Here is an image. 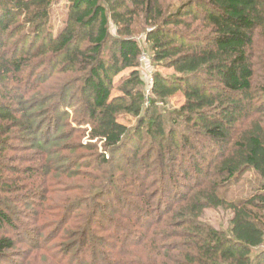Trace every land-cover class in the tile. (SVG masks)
I'll return each instance as SVG.
<instances>
[{
	"label": "trees",
	"instance_id": "16d2710c",
	"mask_svg": "<svg viewBox=\"0 0 264 264\" xmlns=\"http://www.w3.org/2000/svg\"><path fill=\"white\" fill-rule=\"evenodd\" d=\"M171 1L0 0V264L19 246L48 264H264V0ZM138 27L172 71L148 86ZM248 172L250 194L219 196ZM219 209L226 230L203 221Z\"/></svg>",
	"mask_w": 264,
	"mask_h": 264
},
{
	"label": "rangeland",
	"instance_id": "374dc122",
	"mask_svg": "<svg viewBox=\"0 0 264 264\" xmlns=\"http://www.w3.org/2000/svg\"><path fill=\"white\" fill-rule=\"evenodd\" d=\"M175 2V0L171 1V3L173 4ZM167 3H170V1H167ZM65 10L63 8V4H59L58 6H56L54 8V15H53V24L54 26L57 28L59 25L62 24V20L65 18ZM140 30V27H138L136 29L137 33H136V39L137 41L140 43L143 54L139 60V74L140 77L143 79L144 83L146 86L149 85V79L151 78V74L153 71H157L160 72L162 75H170L172 73L171 70H167V69H163L162 67L156 66L154 64H152V62L149 60V52L147 50V46L144 43V36L142 35V33H138V31ZM112 33L114 34V31L112 29ZM257 49L261 50L262 47H264V39H259L257 41ZM257 68H260V66H257ZM128 73V71L120 74L119 76H117L114 80V86L117 87L118 84L120 83V80L123 76H126ZM147 89V87L145 88V90ZM45 93L44 92V86H42L41 91H39V93H37L36 98L39 99V97L42 95L41 93ZM147 93V92H146ZM119 95L118 91L113 90L111 93V96H117ZM147 95V94H146ZM183 103V98L180 94L174 95L173 97H171L170 99H168V104L166 106V108H168L169 110H172L173 108H179ZM67 110V109H65ZM69 111V110H68ZM63 112V111H62ZM175 115L173 114L171 116V118H174ZM170 118V119H171ZM72 117H69V119H67L66 121V125L67 128H70V125L72 128L75 127V124H73L72 122ZM167 119V124H171V121H169L168 118ZM118 123L126 126V127H131L134 124V119L129 117V116H122L118 118ZM185 126H182V129H184ZM81 129H85L87 130V127H81ZM75 137L81 141L80 144L81 145H86V143H88L87 141V136L83 137L82 133H76ZM96 141H93L92 143H95ZM97 150L98 152L101 151L100 148V143L97 144ZM90 152H92V150H79L77 151V155H79V153H83L88 159L91 160L92 156L90 155ZM89 160V162H90ZM27 164H23V166H26ZM93 167V166H92ZM91 167V168H92ZM91 168H89L88 171L92 170ZM25 174L20 173L19 176L21 178L25 177ZM82 178L78 179L77 181H73L71 180V182H76L79 185H84L85 188L84 189H88L90 186L98 184L100 181L103 182V178L99 179L100 181H94V178H89L88 176H90L89 174L82 172L81 173ZM97 176V175H96ZM83 177L85 179H83ZM53 181H55V183H60L57 179H52ZM88 180V181H87ZM37 182V181H36ZM88 182H90L88 184ZM255 176L253 175V173L248 172L245 173L243 175V177L241 178V180L234 186L230 187L227 190H220L219 191V196L221 198H224L227 202L230 201H236L237 199L240 200L244 197H246L248 194H250V192L253 190V185L255 184ZM41 184H44L45 182L43 180H41L40 182ZM88 184V185H87ZM80 186V187H81ZM80 189L78 191H74L73 192V196H77L79 195ZM61 196L59 193L54 194V195H50V197H52L53 201H55V199L57 197ZM231 217V214L227 211L224 210H206L203 216V221L205 223H208L209 225H211L213 228L215 229H219V230H226L228 227V222L229 219ZM264 247V246H263ZM140 251V250H139ZM138 252V251H137ZM44 252H35L32 250V248H26L24 246H19L17 247L14 251H10L7 255H6V259L3 261H1V264H48V261H46L48 256H45L43 254ZM140 255H144L143 251L138 252L137 257L140 258ZM49 258V257H48ZM144 257L142 256L141 259H143ZM50 259V258H49ZM51 260V259H50ZM53 264H57L53 259H52Z\"/></svg>",
	"mask_w": 264,
	"mask_h": 264
},
{
	"label": "built area",
	"instance_id": "2783aa9c",
	"mask_svg": "<svg viewBox=\"0 0 264 264\" xmlns=\"http://www.w3.org/2000/svg\"><path fill=\"white\" fill-rule=\"evenodd\" d=\"M149 83H150V80H149Z\"/></svg>",
	"mask_w": 264,
	"mask_h": 264
}]
</instances>
